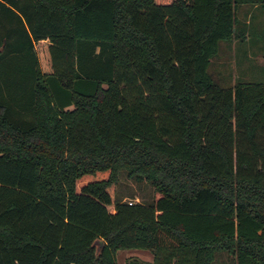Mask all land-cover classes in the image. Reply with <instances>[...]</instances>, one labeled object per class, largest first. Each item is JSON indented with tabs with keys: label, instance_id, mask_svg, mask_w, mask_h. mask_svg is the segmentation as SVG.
<instances>
[{
	"label": "trees",
	"instance_id": "16d2710c",
	"mask_svg": "<svg viewBox=\"0 0 264 264\" xmlns=\"http://www.w3.org/2000/svg\"><path fill=\"white\" fill-rule=\"evenodd\" d=\"M244 4L0 0V264H264V81L207 71Z\"/></svg>",
	"mask_w": 264,
	"mask_h": 264
},
{
	"label": "rangeland",
	"instance_id": "374dc122",
	"mask_svg": "<svg viewBox=\"0 0 264 264\" xmlns=\"http://www.w3.org/2000/svg\"><path fill=\"white\" fill-rule=\"evenodd\" d=\"M166 3L169 0H155ZM236 16L240 21V34L228 41H221L207 71L222 88L237 81H264V11L254 5H238ZM115 196L124 202H148L152 188L143 180H133L120 172L114 187ZM116 264H149V251L121 248L115 252ZM209 264H234L233 255L217 252Z\"/></svg>",
	"mask_w": 264,
	"mask_h": 264
},
{
	"label": "built area",
	"instance_id": "2783aa9c",
	"mask_svg": "<svg viewBox=\"0 0 264 264\" xmlns=\"http://www.w3.org/2000/svg\"><path fill=\"white\" fill-rule=\"evenodd\" d=\"M128 203H129V201H128Z\"/></svg>",
	"mask_w": 264,
	"mask_h": 264
}]
</instances>
